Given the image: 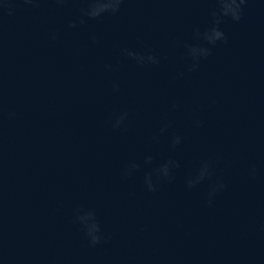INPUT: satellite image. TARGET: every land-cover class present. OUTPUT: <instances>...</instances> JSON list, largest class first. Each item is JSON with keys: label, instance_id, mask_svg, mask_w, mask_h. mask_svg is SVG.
Returning a JSON list of instances; mask_svg holds the SVG:
<instances>
[{"label": "water", "instance_id": "water-1", "mask_svg": "<svg viewBox=\"0 0 264 264\" xmlns=\"http://www.w3.org/2000/svg\"><path fill=\"white\" fill-rule=\"evenodd\" d=\"M85 6L0 0V264H264V0L224 19L227 43L206 45L195 71L183 44L205 43L193 29L209 26L215 0H124L69 28ZM113 112L129 114L126 128L111 127ZM214 157L211 180L188 188ZM170 158L174 179L153 175L149 192L144 173ZM216 177L226 187L208 206ZM77 208L106 240L89 245Z\"/></svg>", "mask_w": 264, "mask_h": 264}, {"label": "clouds", "instance_id": "clouds-1", "mask_svg": "<svg viewBox=\"0 0 264 264\" xmlns=\"http://www.w3.org/2000/svg\"><path fill=\"white\" fill-rule=\"evenodd\" d=\"M25 3H35L36 0H24ZM58 3H63L64 0H57ZM85 7L80 9L81 15L75 20L68 21V27L74 28L77 23H85V17L90 19H99L104 14H115L120 10L121 4L124 0H83ZM247 0H215L216 7L210 11L211 22L209 26L205 27L203 31L199 27L193 29L194 35L197 40H202L205 43L200 44H189L184 43L183 47L186 49L185 55L190 58L191 64L188 66L189 71H195L199 67V61L201 59H206L211 55V48L206 45L215 46L218 41L227 43V36L224 31L219 27L223 23L225 18H230L233 21H239L243 15V5ZM11 14V13H9ZM52 39H56V33L52 34ZM92 43L97 42L95 36L91 37ZM179 43V42H178ZM122 55L127 58L134 60L138 65H145L147 63L159 64L160 60L157 56L151 52L140 53L133 51L131 49H122ZM106 68L111 69V65H106ZM179 75H182L179 74ZM113 90L118 91V85L113 84ZM212 103H215L213 100ZM172 110H175L178 105L174 102L170 106ZM127 112H113L109 116L111 122V127L113 129H120L122 126L127 127L125 123L128 118ZM9 117L14 116L13 112L8 113ZM194 125L201 126V121L196 118L193 121ZM171 126V121L166 118L163 120L160 132H165ZM153 140L157 137H153ZM182 137L178 134H173L170 139V144L172 148H175L182 142ZM152 156H146L144 162L146 164L151 163ZM219 157L209 158L202 160L199 167L196 169L194 174H189L186 178V185L188 188L195 187L204 180H211L213 176V165ZM180 165L178 161L174 159H168L164 163L158 165L151 172L144 173V184L149 192H155L157 189L153 184V175L156 179L161 178L171 181L174 179L172 175V169L178 168ZM140 168V165L136 162H129L124 169H122L121 175L125 178L132 175L133 171ZM249 177L254 179L256 176V166L252 165L249 168ZM226 185L220 177H216L212 180L207 193L205 194V203L208 206L213 204L214 197L217 196L225 189ZM76 220L79 222L81 230L83 231L85 237L88 240L90 246H95L99 244L102 240H106L107 237L101 233L100 222L97 219L95 212L93 210L83 211L81 208L76 210Z\"/></svg>", "mask_w": 264, "mask_h": 264}]
</instances>
